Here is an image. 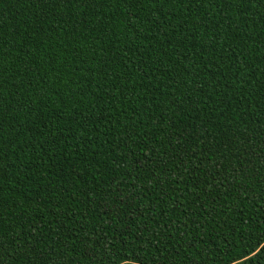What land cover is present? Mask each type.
<instances>
[{"label":"trees","instance_id":"obj_1","mask_svg":"<svg viewBox=\"0 0 264 264\" xmlns=\"http://www.w3.org/2000/svg\"><path fill=\"white\" fill-rule=\"evenodd\" d=\"M0 264H264V0H0Z\"/></svg>","mask_w":264,"mask_h":264}]
</instances>
